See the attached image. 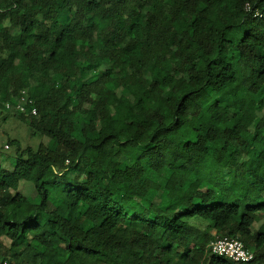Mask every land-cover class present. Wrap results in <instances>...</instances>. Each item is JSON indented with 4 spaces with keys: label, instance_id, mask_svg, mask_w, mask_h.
<instances>
[{
    "label": "trees",
    "instance_id": "obj_1",
    "mask_svg": "<svg viewBox=\"0 0 264 264\" xmlns=\"http://www.w3.org/2000/svg\"><path fill=\"white\" fill-rule=\"evenodd\" d=\"M246 4L264 0H0V98L25 92L36 116H13L47 140L0 165V263L264 264V14ZM215 235L253 259L212 255Z\"/></svg>",
    "mask_w": 264,
    "mask_h": 264
},
{
    "label": "rangeland",
    "instance_id": "obj_2",
    "mask_svg": "<svg viewBox=\"0 0 264 264\" xmlns=\"http://www.w3.org/2000/svg\"><path fill=\"white\" fill-rule=\"evenodd\" d=\"M88 79H90V77ZM26 97H27V95H26ZM234 105H237V104L233 103L232 106H234ZM14 114H16V113H14V112L8 113V112H1L0 111V165L7 171L13 170L14 164H15V157H16V149L17 148H16V146L9 144L11 141H18L22 148H27V147L37 148V146L40 143L45 144L47 141L43 137L33 135V132L29 128L28 124L26 122L19 120L18 118H15L13 116ZM216 118H217L216 115H213L211 122H210V125H213V123L216 121ZM257 143L260 145H263L264 144V137L259 138ZM111 153H112V150L107 151L106 156H104V158L109 156ZM242 165L241 164L234 165V166H232L231 169L233 171H236L239 168V170L242 171L244 168ZM262 166H263V162L260 163L259 159H257L255 161L252 169L258 170V168H261ZM135 168L138 169V171L142 172L140 167L136 166ZM236 172L231 173L229 175V177H234ZM24 184H27V183L22 182L20 184V187ZM27 185H29V186H26V185L23 186L21 188L20 192L24 196H30V195L34 196V190H33L32 185L30 183H28ZM149 186H150V183L146 182L145 187H149ZM143 189L147 190V188H143ZM52 196H53L52 201L48 207L49 210H52L54 208V204L57 201V195L55 192H52ZM37 221L40 222L42 220H41V218H39V219H37ZM258 226H259V223L255 224L253 226V230H256L258 228ZM0 244L1 245H5V244L7 245L8 242L6 241V239L4 237H0ZM67 264H76V263H74L73 260H70Z\"/></svg>",
    "mask_w": 264,
    "mask_h": 264
},
{
    "label": "built area",
    "instance_id": "obj_3",
    "mask_svg": "<svg viewBox=\"0 0 264 264\" xmlns=\"http://www.w3.org/2000/svg\"><path fill=\"white\" fill-rule=\"evenodd\" d=\"M245 11L253 16V18H261L264 14L263 8H252L249 4L245 5ZM31 103L26 97L25 92H22V97L18 104H11L9 101H3L0 98V111L14 112L16 114H30L36 116L34 109L29 110L28 105ZM209 251L212 255L224 257L234 263H248L253 259V253L248 250L242 242L236 238L214 236V239L209 244ZM0 264H8L6 261Z\"/></svg>",
    "mask_w": 264,
    "mask_h": 264
}]
</instances>
